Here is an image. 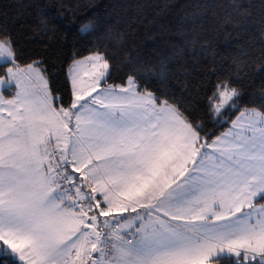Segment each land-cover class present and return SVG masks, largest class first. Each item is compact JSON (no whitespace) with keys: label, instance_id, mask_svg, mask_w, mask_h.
Masks as SVG:
<instances>
[{"label":"snow or ice","instance_id":"snow-or-ice-1","mask_svg":"<svg viewBox=\"0 0 264 264\" xmlns=\"http://www.w3.org/2000/svg\"><path fill=\"white\" fill-rule=\"evenodd\" d=\"M0 59V264H264V99L216 134L150 89L166 65L74 56L66 100L3 28ZM241 97L218 79L210 117Z\"/></svg>","mask_w":264,"mask_h":264},{"label":"trees","instance_id":"trees-1","mask_svg":"<svg viewBox=\"0 0 264 264\" xmlns=\"http://www.w3.org/2000/svg\"><path fill=\"white\" fill-rule=\"evenodd\" d=\"M0 28L15 41L18 62H42L66 100L73 57L97 50L112 65L111 83H123L137 64L166 65V83L148 86L174 94L209 132L226 131L239 111L264 99L262 0H0ZM218 79L242 94L239 110L222 119L207 107Z\"/></svg>","mask_w":264,"mask_h":264},{"label":"rangeland","instance_id":"rangeland-1","mask_svg":"<svg viewBox=\"0 0 264 264\" xmlns=\"http://www.w3.org/2000/svg\"><path fill=\"white\" fill-rule=\"evenodd\" d=\"M5 63H8V61H7L6 59H0V65L5 64ZM7 66H8V67H11L12 65L9 64V65H7ZM4 69H5V67H4ZM5 71H6V69H5ZM0 75H3V73L0 72ZM6 87H14V85L6 86ZM4 92H5V95H9V93H8V91H7L6 88L4 89Z\"/></svg>","mask_w":264,"mask_h":264}]
</instances>
